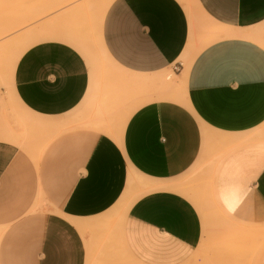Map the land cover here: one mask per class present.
<instances>
[{
	"label": "crops",
	"instance_id": "1",
	"mask_svg": "<svg viewBox=\"0 0 264 264\" xmlns=\"http://www.w3.org/2000/svg\"><path fill=\"white\" fill-rule=\"evenodd\" d=\"M196 1L221 32L264 24V0ZM103 4L96 25L106 66L90 67L97 49L82 39L83 20L64 26L60 18L15 63L12 93L36 122L28 127L36 136L19 144L0 137V264H84L76 225L118 200L130 169L145 191L187 173L205 159L206 130L227 136L228 151L210 177L216 206L264 221V47L206 35L196 50L206 26L183 0ZM168 68L186 97L170 94L161 75ZM127 109L109 132L108 114ZM1 121L0 97V128ZM49 137L36 161L31 149ZM121 232L136 263L180 264L200 241L201 215L182 193L157 188L134 200Z\"/></svg>",
	"mask_w": 264,
	"mask_h": 264
},
{
	"label": "rangeland",
	"instance_id": "2",
	"mask_svg": "<svg viewBox=\"0 0 264 264\" xmlns=\"http://www.w3.org/2000/svg\"><path fill=\"white\" fill-rule=\"evenodd\" d=\"M105 1L0 0L1 138L19 144L20 141L26 143L28 140L32 141L31 138L36 136L31 137L30 130H28V127L35 125L36 122L26 118L27 111L21 107L12 93V74L15 63L24 49L35 40L38 34L42 35L45 30L49 31L60 25L59 18L64 20V26L66 23L73 24V21L78 19L83 20L85 30L82 39L92 43L97 49L96 55L91 61V68H96L99 65L100 67L106 66L107 63H110L102 55L101 49L98 47L96 25L99 12H101L100 9L102 10L104 7L103 3ZM189 4L193 9L195 8L200 19L202 18V28L204 26L207 27H205V32L202 31V35H199V45H197L196 50L201 47V39H203V36L206 38V35H209V40L236 36L251 38L264 47V24L261 28L256 27L251 29V31L244 30L238 34L221 32L216 27L220 22L212 18L207 19V16L205 17L204 15L205 12L203 14L196 0H189ZM62 7L65 10L58 13V16L51 17L49 15ZM193 9L190 10L192 16L194 13ZM38 18L41 21L36 24ZM102 71L107 72L106 69L101 68ZM174 74L172 69L168 68L161 75L164 78L168 75L177 77ZM184 86L185 84L180 86V88L176 86L179 89H175L173 86V89L178 92L176 95H179V91H181V93H184V95H181L186 97ZM173 89L171 88L170 94L174 93ZM99 107L101 105L96 103L90 110L96 111ZM111 108L113 109V107ZM131 109L117 114L115 112L108 114L106 122H108L109 132ZM109 132L107 133L108 135H110ZM203 135L207 140L212 139L209 141L205 159L194 165L184 175L165 181L178 183L180 186L191 190L194 196H198L196 200L192 201L201 215V238L189 258L180 264H264V221L248 222L236 219L231 215L227 216L222 210L218 209L214 202V192L211 189L210 177L212 175L211 172L216 169L218 161L228 151L227 136L221 133H211L207 130L204 131ZM46 141L43 145L47 143ZM31 151L32 155L34 150L31 149ZM140 178L142 179L130 169L125 188L118 200L105 213L86 218L84 222L76 225L84 241V264H143L140 261L136 263L127 256L123 248V242L125 244L123 232L119 233L121 217L127 207L126 198L132 195L130 198L132 199V197L136 196L133 198L136 199L145 193L155 190L145 191L146 189L140 188L137 185V181ZM124 198L125 200H122ZM127 201L129 200L127 199ZM234 224L245 225L248 229H239ZM229 225L231 226L230 231L227 228Z\"/></svg>",
	"mask_w": 264,
	"mask_h": 264
},
{
	"label": "bare ground",
	"instance_id": "3",
	"mask_svg": "<svg viewBox=\"0 0 264 264\" xmlns=\"http://www.w3.org/2000/svg\"><path fill=\"white\" fill-rule=\"evenodd\" d=\"M180 2V1H179ZM183 2L185 3V4H187V6L189 7L190 6V4H189V0H183ZM171 78V79H170ZM163 80H169V82H171V88L173 89L174 87H175V89L177 88L176 86H178L179 88H180V86H182L183 85V81H179L178 80V77H172V76H166V78H164L163 77ZM181 80V79H180ZM174 86V87H173ZM179 88H177V89H179ZM174 90V89H173ZM181 90H182V87H181ZM176 90H174V93H173V95H176L178 92L176 91ZM179 91V90H178ZM173 92V91H172ZM184 95V93H181V91H179V96L181 97L182 95ZM95 124H97V125H100V123L98 124V123H95ZM97 127V126H96ZM51 139V137H49L48 139H47V141L46 142H48L49 140ZM42 143V142H41ZM38 145V144H37ZM45 145H42L41 146V148H38V149H34V152L32 153V157L37 161L38 160V158H39V152H40V150L39 149H42L43 147H44ZM32 152V151H31ZM157 188H169V189H172V190H175V191H178V192H180V193H182L183 195H185L186 197H188L189 199H191V200H196V198H198V196L197 195H193V193L191 192V190H189V189H187V188H185V187H183V186H180L178 183H154V184H152L151 185V189H157ZM150 189V190H151ZM132 196V195H131ZM131 196H128V198H126V202H127V207H126V209L123 211V216H122V220L124 219V217H125V215H126V213H127V211H128V209H129V207L131 206V204L134 202V200L135 199H133L134 197H136V196H134V197H132V199L130 198ZM138 196V195H137ZM127 199L129 200V201H127ZM131 199V200H130ZM122 200H125V198L124 199H122ZM198 200V199H197ZM199 201V200H198ZM195 203H196V201H195ZM197 205H198V203H196ZM228 229H229V231H230V228H231V226L229 225L228 227H227ZM123 248L125 249L124 251H125V253L127 254V256L128 257H130L132 260H134L128 253H127V250H126V248H125V246H124V244H123Z\"/></svg>",
	"mask_w": 264,
	"mask_h": 264
}]
</instances>
